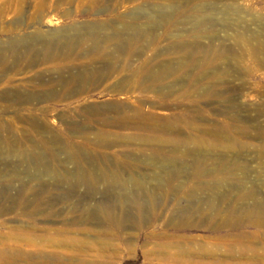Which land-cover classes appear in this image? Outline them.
Masks as SVG:
<instances>
[{"label": "rangeland", "instance_id": "rangeland-1", "mask_svg": "<svg viewBox=\"0 0 264 264\" xmlns=\"http://www.w3.org/2000/svg\"><path fill=\"white\" fill-rule=\"evenodd\" d=\"M228 4L241 8L243 17L256 16L259 20L256 24L264 25V0H0V43L24 36L38 26L46 30L79 27L105 20L114 23L120 21L117 15L122 20H129L130 13L142 6L156 12H172L176 27H180L178 23L181 19L189 17L192 12H214ZM47 20H52V24ZM255 28L256 25L251 24L250 29ZM165 30V27L156 29L157 39L148 46L145 45L147 40H142L134 46L136 52L119 56L109 76L76 93L69 90L75 83H57L55 68L65 63L61 56H57L64 51L62 48L55 50L56 58L52 60L39 57L32 60V55L22 52L23 49L21 53L5 51L6 59L0 63V141H3L0 143L18 142L27 149L37 145V151H44L45 156L26 160L15 156L0 157V170L4 171L0 176V193L5 189L7 180L14 181L9 191L12 196H16L19 184L28 182L35 185L42 180L48 184L49 195L53 199H50L52 205H46L47 192H38V189V194L15 197L14 203L11 198L0 199V206L6 208L0 212V248L7 246L31 252L32 262L43 259L40 252L53 251L64 257L58 264H174L173 261L158 260L166 253L153 249L156 238H151V235L152 232L172 231L169 219L176 215V209L186 205L194 208V205L206 206V203L225 206L253 201L252 198L232 197L238 189L229 187L231 195L221 201L217 198L220 193L208 189L196 192L197 199L194 200H186L183 190L158 191L153 195L156 201L152 206L147 194H141L128 181V176L133 175L145 180L146 188H152L160 179L159 175L150 173L145 167L148 158L140 155L149 153L147 147L142 152L145 137L186 141L199 137V140L211 144L210 149L215 154L201 159L204 175L200 181L194 178L190 168L183 173L170 174L178 175L171 185L181 186L184 190L193 184L201 186L209 182L213 176L224 171L221 167L229 166L234 159L252 170L260 165L259 160L264 165V53H248L240 59V66L246 70L242 78L246 81L244 101L250 104L249 108L227 110L216 105L212 94L203 96L199 95L202 91L195 92V86L212 88L214 85V78H202L198 69L179 70L161 81L147 76L148 70H158L167 61L175 64L178 54L184 56L182 51L175 54L173 49L168 48L176 37L168 35ZM183 33L191 37L189 31ZM201 40L207 42L204 37ZM87 44L89 42L84 45ZM224 44L228 45L230 41L225 40ZM254 45L255 41L251 40L247 47L250 49ZM143 46H146L144 52L138 53ZM106 48L111 51L113 45L108 44ZM75 49L72 55L76 63L89 59V54ZM144 60L150 63L144 65ZM223 60H218V66L228 65L222 63ZM128 61L130 67L125 68L123 65ZM89 67L101 71L103 62L94 61ZM138 68H142L141 73L135 72ZM76 71L77 68H74L73 72ZM125 78L130 82L122 89L118 82ZM227 83L224 82L218 89L223 91ZM167 89L173 90L165 94ZM7 90H17L19 95H2ZM185 90H191V93L185 95ZM25 93L47 95L26 100ZM205 97H211V100L207 101ZM194 99L198 101L196 104L190 102ZM107 103L119 104V110L107 111ZM87 108L93 111L88 112ZM33 118L38 122H32ZM40 124L50 132L38 128ZM49 133L56 135L61 143H50ZM126 140H130V148L125 146ZM189 144L193 147L192 143ZM226 144H232L227 152L223 148ZM61 145H70L77 151V165L65 160ZM178 160L187 166L193 161L191 157ZM126 163L136 164L133 172L122 170ZM27 165L39 170L50 167L58 171L64 181L56 182L48 174L40 179L26 174L11 176L12 169L23 173ZM103 170L109 173L110 170H120L121 177L126 180L125 187L108 184V175L100 173ZM81 171L86 173L84 179L81 178ZM240 177H244L247 187L257 192L254 199L263 198L264 201V188L258 187L261 182L264 184V172L249 171L240 174ZM236 180V177L232 179L231 184ZM210 195L215 198L208 197ZM33 199L35 203L29 201ZM36 205L39 208L33 214H26ZM96 207L100 211L93 214L92 210ZM107 211L116 217L108 218ZM207 224L204 220V223L187 229L195 238L192 242L194 246L204 240L209 241L206 238L209 235L205 227ZM44 228H49V231H43ZM259 228H264V224ZM55 229H65L66 235L75 242L46 243L42 240L47 237L59 239L58 234L53 232ZM254 247L257 253L222 252L216 258L235 264H264L263 249L259 248L261 244L255 242ZM196 259L200 258L197 256ZM19 262L24 263L23 260Z\"/></svg>", "mask_w": 264, "mask_h": 264}, {"label": "bare ground", "instance_id": "bare-ground-1", "mask_svg": "<svg viewBox=\"0 0 264 264\" xmlns=\"http://www.w3.org/2000/svg\"><path fill=\"white\" fill-rule=\"evenodd\" d=\"M132 12L129 15V20H122L121 16L117 15L120 21H114V23L105 20L87 23L79 27L49 28L46 30L38 26L24 36L9 40L7 43H0V63L5 61V51L7 50L9 53L16 51L21 53L23 49L22 52L32 55V60L37 57L44 60H52L56 58V54H54L55 50L57 51L59 48H62L64 51L57 56H61L65 63L62 66L55 65V71L58 74L57 83H75L76 85L69 89L70 92H82L84 88H88L93 83L99 81L100 78L109 76L111 70L114 68L113 64L119 61L121 54L130 55L132 52H136L137 49L134 46L144 39L147 40V44L145 45L148 46L151 41L158 38L155 30L165 27L168 35L176 37V40L168 45V48L173 49L175 54L182 51L184 56H179L178 54L175 64L172 61H167L158 70H148L147 76L150 79L161 81L179 70L185 71L190 67L193 70L198 69V73L202 78H208L210 76L214 78L212 81L214 85L212 88L195 86V92H199L200 90L202 92H199V95L203 96L212 94L215 98L216 105L224 107L227 110L249 108L250 104L244 101V97L247 95L244 91L246 81L242 78L246 70L245 67L243 70L242 66H240V59L248 53H264V25L259 26L256 24L258 20L256 16H250L249 18L243 17V10L241 8L234 4H228L215 9L214 12H192L189 17L181 19V22L178 23L181 25H179L180 27H176L177 22L175 23L172 12H156L150 10L147 6L137 8V10ZM140 19L141 21H139ZM47 21L52 24V20ZM251 24H255L256 28L250 29ZM185 25H189V27H185ZM185 30L190 32L191 37L184 36L183 32ZM249 30L250 34L248 35ZM203 37L207 39L206 43L201 40ZM225 40H229L230 44L225 45ZM251 40L255 41V45L249 49L247 45ZM86 42H89V44L85 46L84 44ZM108 44L113 45L111 51H107L106 47ZM146 46L139 49L138 53H143ZM74 49L78 52L89 54V59L81 64L76 63L72 55ZM219 59H224L222 63H227L228 65L225 67L218 66ZM98 60L103 62L101 71L89 67L92 62ZM262 60L264 64V58ZM149 63L150 61L148 60H144L143 62L144 65H148ZM123 66L125 68L130 67L129 61ZM211 66L212 68L210 69ZM74 68H77L76 72H73ZM64 72H66V75H64ZM135 72L141 73L142 68H138ZM129 82L130 80L126 78L122 79L118 82V86L124 89ZM224 82L228 83L226 88H224L225 90L223 89L222 91L218 89V86H222ZM172 90L167 89L164 93L170 94ZM189 93H191V90H185L184 92L185 95ZM10 94L17 97L19 92L17 90H7L2 93L4 96H9ZM37 95L43 96L47 94L25 93L24 98L29 100ZM209 100H211V97L207 98V101ZM190 102L196 104L198 101L194 99L190 100ZM119 107V104L116 103L105 104V109L111 112H117ZM87 111L92 112L93 110L92 108H87ZM31 121L38 122L34 118ZM38 128L43 129L44 132L49 131L45 125L40 124ZM48 137L50 143H61L53 133H49ZM118 141L121 140L118 139ZM126 142L127 144L125 146L130 148V140H126ZM207 142L199 140V137L192 141L145 137L142 140V152L147 147L149 153L146 154L143 152L140 155L148 158L144 163L145 167L151 171L150 173L159 175L160 179L152 188H146L145 180L138 179L133 175L128 176V181L133 188L139 189L141 194H147L152 206L155 205L154 202L156 201L153 195L158 191L183 190L186 200H194L197 199L196 192L208 189L220 193L217 198L221 201L231 195L229 193V189L231 188L229 187L238 189L232 197H237L238 199L252 198L253 201L247 204L241 203V205L230 203L225 206L206 203V206L194 205V208L186 205V207L176 209V215L169 219L172 231L152 232L151 235V238H156L153 249L159 250L162 254L163 252L166 253L158 259L163 262L173 261L174 264H235L228 263L227 259V262L221 259L219 260L216 256L222 252L229 254L257 253L255 250L256 247H254L255 242L261 244L259 248H262L264 253V228H259L264 224V201L263 198L254 199L257 197V192L247 187L246 181L243 179L244 177H240V174H246L249 171L264 172V165L261 164V160H259L260 165L252 170L250 166L239 164L236 161L237 159H234L230 162L229 166L221 167L224 171L220 172L217 176H213L209 182L207 181L201 186L199 184H193L187 190H184L181 186L173 187L171 185L172 181L178 176L175 175L185 172L187 168L192 170L195 179L201 180L204 175V165L201 159L213 157L215 154L214 150L212 148L210 149L211 144ZM189 143H192L193 147L188 146L187 144ZM36 147L37 145H33L30 149H27L23 148V145L18 142L11 144L0 143V157L15 156L19 160L44 157L45 152L37 151ZM60 148L64 153L65 160L77 165L76 159L79 156L77 151L70 145H61ZM223 148L227 152L232 148V144H226ZM217 154L220 155L219 153ZM187 157H191L193 160L190 166L178 160ZM123 166L124 169L122 170L129 172L136 167V164L126 163ZM237 170L240 171L238 172ZM236 171L238 175H235L237 173ZM3 172L0 170V176ZM20 172L16 169L10 171L11 176L15 175V177L20 174H26L28 177L40 179L43 175L48 174L56 182L64 181L63 176L58 171L47 166L43 170H39L35 166L30 167L27 165L23 173ZM100 173L104 176L108 175L106 177L108 184L117 185L121 188L125 187L126 180L121 177L122 173L120 170H110V173L103 170ZM170 174L175 175L171 176ZM85 175L86 173L81 171V178L84 179ZM235 177L237 179L236 183L231 184L232 179ZM13 182V179L7 180L5 189L0 193V199L11 198L12 203H14L15 197L28 193L38 194L36 193L38 189V192H47L46 197L48 201L46 200L47 202L45 204L52 205L50 199L53 198L52 195H49V186L42 180L38 181L35 185H29L28 182L19 184L16 196L9 195V191L13 187ZM258 187L262 189L264 188V184L261 182ZM208 197L215 198L212 195ZM29 201L35 203L34 199ZM37 208H39V205H36L35 209L26 214H33ZM5 209V207L0 206V212L5 211ZM99 211L100 209L96 207L92 210V213H98ZM106 216L108 218L116 217L109 211L106 212ZM204 220L208 223L205 227L209 233L206 237L209 238V241L204 240L198 246H194L192 242L195 241V238L188 233L187 229L204 223ZM42 230L47 232L49 228ZM53 232L58 234L57 237L59 239L47 237L42 240L45 242L52 243L56 241L65 244L75 242L66 235L67 231L65 229H55ZM221 248H224V250ZM31 254V252H25L19 248L14 249L3 246L0 248V264H58L64 258L62 255H57L53 251L40 252L43 259L40 262H32L30 259ZM197 256L200 259H196ZM20 260H23L24 263H20Z\"/></svg>", "mask_w": 264, "mask_h": 264}]
</instances>
